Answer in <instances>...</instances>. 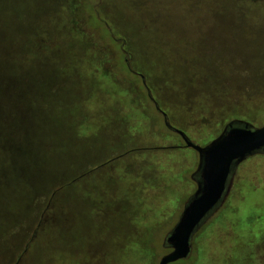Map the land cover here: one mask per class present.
Segmentation results:
<instances>
[{
    "label": "rangeland",
    "instance_id": "1",
    "mask_svg": "<svg viewBox=\"0 0 264 264\" xmlns=\"http://www.w3.org/2000/svg\"><path fill=\"white\" fill-rule=\"evenodd\" d=\"M249 56L264 63V0H0L1 131L35 121L25 162L43 171L41 195L0 150V264H158L199 178L160 110L200 145L232 119L264 125ZM190 257L263 262L264 153L237 166Z\"/></svg>",
    "mask_w": 264,
    "mask_h": 264
},
{
    "label": "water",
    "instance_id": "2",
    "mask_svg": "<svg viewBox=\"0 0 264 264\" xmlns=\"http://www.w3.org/2000/svg\"><path fill=\"white\" fill-rule=\"evenodd\" d=\"M149 95L154 100L150 91ZM160 111L164 115L166 126L180 134L187 147L199 153L196 173L200 179L197 180V189L187 200L178 222L165 239L170 251L158 262L171 264L188 260L192 255L196 232L224 202L230 190L231 176L237 166L248 157L264 151V125L257 127L247 121L235 119L227 123L222 133L210 143L200 145L183 130L173 126L167 114Z\"/></svg>",
    "mask_w": 264,
    "mask_h": 264
},
{
    "label": "trees",
    "instance_id": "3",
    "mask_svg": "<svg viewBox=\"0 0 264 264\" xmlns=\"http://www.w3.org/2000/svg\"><path fill=\"white\" fill-rule=\"evenodd\" d=\"M103 25L107 28V26H106V24L103 22ZM107 31H108V34H106V36L105 37H109L110 38V35L112 36V34L113 33H111L109 30H108V28H107ZM113 37V36H112ZM115 43H117L116 41H115ZM118 44V43H117ZM120 53H121V56L123 55V57L121 58V60H122V63H124L125 65H126V67L128 68L129 67V65L131 64V61L134 59V56H136V54L134 53V52H127V51H125L122 47H121V50H120ZM127 53H129V54H131V58L130 59H127ZM259 54H257V56L256 57H259V60H260V58H263V56L262 55H259ZM260 56H262V57H260ZM250 57V59H249V62L252 64L249 68L250 69H252L253 70V73L255 72V74H257V73H261V72H259V71H256V70H263V73H262V75L261 76H264V69H263V67H264V63H256V64H253L252 63V60H253V56H249ZM126 59V60H125ZM254 62V61H253ZM129 64V65H128ZM128 69H130L131 71V73H134V74H137V73H135L134 71H133V69L131 68V66L128 68ZM256 69V70H255ZM138 76H139V79H142L141 78V75H139V74H137ZM261 76H259V77H261ZM137 86V85H136ZM138 92H139V95L140 96H142V97H144V93H141L139 90H138V88L136 89ZM145 90V94H146V97L147 98H149V95H148V93H149V89L147 88V89H144ZM150 100H152L151 98H149ZM20 101H22V100H20ZM152 104H154V102L152 101ZM25 111V110H24ZM2 112L3 111H1L0 110V150L1 151H5L6 152V157H7V160L5 161V163L6 162H11L12 160H17V161H19V163H17L18 164V172H19V179L21 180V179H25L26 180V178L28 179L27 181H25V184L26 185H29V186H34L35 185V187H36V185H37V183H35L36 182V180H38L39 178H40V176H41V174L43 173V171L42 172H40V174H39V172H38V170H35V171H32V169L30 168V165H29V162L27 163V162H25V159H27V158H29V156H32V154H33V148H32V142H33V137H29L28 136V134L29 135H31L32 134V130L34 129L35 130V128H36V124H34V122H31L30 121V125L28 126L29 127V130H30V133H28V134H26V131H25V128H23V127H19L18 128V126H17V124H16V122L12 125L13 127H15L16 129H17V131L15 132V134L17 135V136H15V137H11L10 135H7L5 132H2L1 130H4V128H6L7 126H5V123L1 120V114H2ZM158 112H160V111H158ZM30 113V115L29 116H31V115H33V113H32V111L31 112H29ZM168 116V115H167ZM169 118V117H168ZM232 120H235V119H232ZM232 120H230V121H232ZM239 120V119H238ZM229 121V122H230ZM228 122V123H229ZM227 125V124H226ZM225 125V126H226ZM32 126H33V128H32ZM8 128V127H7ZM168 128V127H167ZM169 129V128H168ZM169 130H171V129H169ZM171 131H173V130H171ZM175 132V131H174ZM180 135V134H179ZM10 136V137H9ZM181 136V135H180ZM190 138V137H189ZM180 146H182V145H178V146H176V147H180ZM185 147H187L186 145H184ZM172 148V147H171ZM262 153H264V151H261V152H258V153H256V154H262ZM255 155V154H254ZM39 156H40V160H42V157H41V154L39 153ZM37 154H36V156H35V158L37 159ZM34 160V159H33ZM23 167H26L27 169H26V171H27V173H26V175L25 176H23L22 174H21V170H22V168ZM25 169V168H24ZM67 172V171H66ZM65 172V173H66ZM61 173H63V171L61 172ZM43 175V174H42ZM83 176H85V174H83V173H78L77 175H74L73 177H71V180L69 181V182H74V181H77L78 179H80V178H82ZM21 181H23V180H21ZM60 185V184H59ZM59 185H57V186H55L54 188H53V190L52 191H50V193H49V197L52 195V194H54V193H56L59 189ZM10 188H13V187H11L10 186ZM36 189H37V194H41L42 195V193L40 192V190H39V187H36ZM0 196H4V193H3V191L1 192V195ZM38 196V195H37ZM5 197V196H4ZM48 197V198H49ZM3 198V197H2ZM212 216V215H211ZM211 216L208 218V220H206V222H204L202 225H201V227L199 228V230L196 232V234H195V236L197 235V233L202 229V228H204V226H206V223L209 221V219L211 218ZM194 236V237H195ZM166 246H168V243H166ZM166 246H164L163 248H165ZM169 247V246H168ZM154 256L156 257L157 255H156V253H155V251H154ZM194 261V259L192 258V257H189L188 258V260L187 259H185V260H179V261H177V262H173V263H171V264H193L192 262ZM259 264H264V260H263V262L261 263H259Z\"/></svg>",
    "mask_w": 264,
    "mask_h": 264
},
{
    "label": "flooded vegetation",
    "instance_id": "4",
    "mask_svg": "<svg viewBox=\"0 0 264 264\" xmlns=\"http://www.w3.org/2000/svg\"><path fill=\"white\" fill-rule=\"evenodd\" d=\"M198 176H199V174H198ZM200 179V176H199V178H198V180ZM197 186H198V184H197Z\"/></svg>",
    "mask_w": 264,
    "mask_h": 264
}]
</instances>
